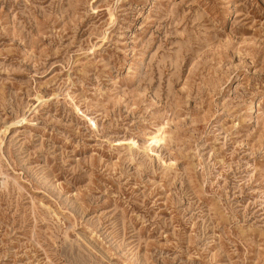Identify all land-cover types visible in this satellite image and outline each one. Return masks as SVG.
I'll return each mask as SVG.
<instances>
[{"label": "rangeland", "instance_id": "374dc122", "mask_svg": "<svg viewBox=\"0 0 264 264\" xmlns=\"http://www.w3.org/2000/svg\"><path fill=\"white\" fill-rule=\"evenodd\" d=\"M0 264H264V0H0Z\"/></svg>", "mask_w": 264, "mask_h": 264}]
</instances>
